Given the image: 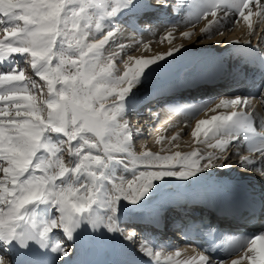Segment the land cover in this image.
I'll return each mask as SVG.
<instances>
[{
    "label": "snow or ice",
    "instance_id": "1",
    "mask_svg": "<svg viewBox=\"0 0 264 264\" xmlns=\"http://www.w3.org/2000/svg\"><path fill=\"white\" fill-rule=\"evenodd\" d=\"M252 2L223 0L221 4L216 0H197L190 7L196 8V20L211 14L213 20L201 29L203 35L211 37L212 24L221 23L218 9L224 13V25L235 22L231 13L236 21L242 18L252 29L253 12L249 7ZM154 3L180 10L176 0H154ZM141 5L130 24L150 30L151 25L140 24V19L144 11L153 7L152 0H141ZM129 7H137L135 0H0L3 34L0 62L7 65L0 70V244L6 248L15 244L20 249H29L35 243L46 254L68 257L72 248L58 239L56 232H62L71 241L75 233L87 227L92 233H100L101 229L118 233L142 255L161 264L162 253L154 248L173 245L161 242L153 246L142 237L137 239L135 230L124 236L119 222L121 200L138 204L148 196L154 182L165 177L188 181L214 168H231L227 161L232 155L239 156L237 163L241 168L264 177V115L248 110L251 107L248 99L239 95L184 109L192 115L205 108L230 109L199 120L192 133L216 139L213 146L221 149L219 155L135 152V136L142 130L133 129L125 119L134 110L131 103L134 89L138 91V85L150 79L162 61L166 62L186 46L148 58L129 56L125 61L121 55L119 63L123 68L118 66L115 52L105 58V45L121 31L112 18ZM256 7L264 17V4L257 3ZM110 20L111 26L106 23ZM102 23L109 30L103 39H96L92 25L99 32ZM181 35L191 37L192 33ZM203 35L197 40L203 39ZM227 44L241 45V42ZM249 44L250 41L243 45ZM17 60L30 65L34 75L44 83L27 77ZM261 61L264 64V55ZM245 145L252 154L241 155L237 151L225 155L228 148ZM129 159L144 170L134 168L133 179L125 180L117 169L128 171ZM216 160L222 162L216 164ZM218 190V186L212 185L192 196L202 200L206 194ZM174 201L158 206L152 220L159 223L164 219ZM42 205L49 206L45 213L54 211L55 215L38 220ZM205 228L215 231L211 224ZM178 230L188 235L183 229ZM220 247L229 255L243 253L231 264L241 261L264 264V232L227 239L226 247ZM216 251L210 247L208 254L201 252L183 261L178 259L177 251L174 254L177 259L169 254L164 264H221L211 258ZM0 264H6L4 254H0Z\"/></svg>",
    "mask_w": 264,
    "mask_h": 264
},
{
    "label": "bare ground",
    "instance_id": "2",
    "mask_svg": "<svg viewBox=\"0 0 264 264\" xmlns=\"http://www.w3.org/2000/svg\"><path fill=\"white\" fill-rule=\"evenodd\" d=\"M183 2V4L187 5L190 0H181ZM158 8V6L156 7H153V8H150L148 11L150 10H156ZM168 9H170V7H168ZM191 13L192 15L194 16V19H195V13H196V8H192L191 10ZM130 15V14H129ZM134 16V15H133ZM136 17V16H135ZM135 17H133L132 19L129 20V22H131ZM125 18H127V16H125ZM112 20H114L112 18ZM241 20V19H240ZM243 19H242V23H243ZM106 23H108L109 25H111V20L110 21H106ZM106 23H102L101 25V29L99 32L96 31V28L93 30L95 32L96 35L98 36H101L99 38L103 39V34L106 35L107 34V31H105L103 33V30L108 27V25ZM205 22L203 23H197V24H194V26L192 27V29H184L182 30L181 34L183 32H196V29L198 27H202V25H204ZM239 23H237V25L234 26V28L236 26H238ZM234 25L233 23H228V28L230 26ZM242 25V24H241ZM246 25H247V22L243 23V27L246 28ZM253 25V24H252ZM259 29L262 28V30L264 29V19L260 20L259 21ZM92 27H94V25H92ZM177 28V27H172V26H167V27H162L159 32L155 35V37L153 38L155 40V43L159 42L158 39L161 41L159 42L158 44L161 45V44H167V43H173V41H171V39H173L172 37V34L175 32H171L169 31L168 28ZM261 27V28H260ZM119 28V27H118ZM121 29V28H120ZM181 29V28H179ZM178 29V31H179ZM200 29V28H199ZM248 30H250L248 27L246 28ZM261 30V31H262ZM177 32V31H176ZM123 33L122 32V29L121 31H119L116 35H114V37L110 38L109 40V43H124V40H123V36L120 37V34ZM0 34L2 35V30H0ZM162 34V35H161ZM180 34V37H183L184 39L188 38V37H184ZM258 34V33H257ZM133 36V32L130 33L129 36ZM161 35V36H160ZM203 35L201 32H198L196 34L197 37ZM204 36V35H203ZM159 37V38H158ZM178 38V37H177ZM221 38V37H220ZM131 40V38H128ZM194 40V39H193ZM152 41V40H150ZM150 41H142V40H139V41H135L133 42V45L131 46H125V49L124 50H131V49H134L137 45V42L138 43H144V42H150ZM108 43V44H109ZM166 46V45H165ZM138 48V47H137ZM142 48V47H141ZM140 48V49H141ZM107 49V48H106ZM143 49V48H142ZM169 49V48H167ZM116 52L118 51V49H115ZM146 50V49H145ZM132 52V51H131ZM138 52V51H137ZM140 52V51H139ZM144 54H149V51H143ZM119 53V52H118ZM152 52V54H150L148 57H153V56H156L154 55ZM160 53V52H159ZM139 53L137 54H133V55H130L131 57H134V58H139L138 56ZM177 54H175L174 57H169L168 60L166 62H161V66L159 69H157L151 76L150 79L142 82L140 85L141 88L139 90V92L135 93L137 99L132 101L131 103L134 104V110L130 111L129 114L126 116L128 117L129 115L133 114V112H137V110L140 108V106H142L146 101H147V98H150L151 97V94H155L158 92V88H155L157 86L155 85H152V84H161V86L163 85V83H166L165 80L167 81L168 78H170L169 74L171 73H175L178 72L183 68V65L182 64V61L186 59V55H184L183 57H176ZM129 57V56H128ZM127 58H125L124 60L126 61ZM147 57V58H148ZM132 64L134 65V60L132 61ZM6 66V65H5ZM4 66V67H5ZM132 66V65H130ZM0 67H2V65H0ZM121 68H123V65L121 66ZM122 73V72H121ZM177 74V73H176ZM160 76V77H159ZM168 76V77H167ZM160 78V79H159ZM160 86V87H161ZM154 88V89H153ZM163 88V87H162ZM170 88H174L173 86H169L165 89H161V92H158L159 95H164V97H166V99L169 97L168 95H166L167 91L170 89ZM176 88V87H175ZM253 89L254 87L253 86H250V85H245V86H241V87H238L237 85H227V84H224L222 83L221 81L220 82H217L216 84L215 83H212V85L210 86V89L208 90L209 94H211V98L213 99V101H218L219 99L221 98H225V99H233L235 98V96L239 95L240 93H246L249 94V93H252L253 92ZM155 90V91H154ZM164 90V91H163ZM172 90V89H170ZM169 90V91H170ZM185 90V89H184ZM195 90L193 89H188L186 92H194ZM264 91V90H263ZM183 92V91H181ZM141 95H143V97L145 96V98L143 99V102L138 106V103L141 99ZM171 96V95H170ZM262 96H264V92L262 93ZM250 99L252 101H255L256 99L253 98V97H250ZM170 104H174V107H176V109L178 110H182L184 108H188V107H191V106H194L196 105V102H191V101H184V100H173V101H170L169 102ZM184 105V106H183ZM0 107H2V104H0ZM156 110H153L152 112H155ZM137 118H140L141 117V114L139 115L138 113H135ZM141 118H143V120H141ZM140 119H138L137 121H131L130 124H131V127H134V126H138V130H142V132L138 133L135 137H137L138 141L137 142L138 146L140 147V144H141V139H142V136L147 134L145 132H147L148 128H150L151 126V123H152V118H153V115L152 114H148L146 113L145 115H143V117H141ZM161 118V117H160ZM170 118H161L159 119L158 121H156V125H153L152 127H155V126H158L159 129L158 130H166V129H171V131L173 130V126L172 125H169L170 122ZM198 120H205V117H202V118H199ZM176 121V120H174ZM198 122V121H197ZM177 123V122H176ZM172 124V123H171ZM181 123L179 122L178 123V126L180 125ZM196 124V123H195ZM169 125L168 127L169 128H166L165 126ZM176 126V125H175ZM192 126V125H191ZM150 130V129H149ZM189 130V129H188ZM168 131V130H167ZM164 132V131H163ZM199 137V136H198ZM145 138V137H144ZM136 139V138H135ZM208 140V139H207ZM213 140V139H212ZM142 146V145H141ZM229 153H232V150L230 149L228 152L225 153V155L229 154ZM233 158V162H236V157L232 156L231 159ZM231 159H229L228 161H230ZM142 167V166H141ZM140 169V168H139ZM119 171L118 175L122 176V174L125 172V170L123 168H118L117 169ZM228 172V171H226ZM229 174L232 173V172H228ZM167 180H172L174 178L172 177H165ZM194 181L198 182L197 180L200 179V180H203V179H206V181L208 180V175H206V173H201L198 177H194ZM174 180H176L177 182H180L181 180L175 178ZM230 183V182H229ZM229 183H227L226 185H229ZM219 185H222L221 183H218ZM194 187H198V188H202V184L201 183H195L193 185ZM177 187L179 188H182L180 185H177ZM139 207L144 206V203L142 201H140L139 203ZM160 205V203L158 205H153L150 208V210H156V208ZM131 206V205H130ZM41 207V206H40ZM45 208L47 209L48 207L45 206ZM50 212V211H49ZM48 212V213H49ZM252 214H253V218H256L258 220V223H262V221L264 220V203L262 206H260V208L257 210V211H252ZM49 215H47V218H48ZM127 225V224H125ZM130 227L131 226H134L133 223H131L129 225ZM101 235L104 239V241L108 242L109 244L110 243H114V244H120L122 245L123 247H125V245L129 244L128 241L124 240L122 236H120L118 233H111L112 235V238L108 236H105V230L104 229H101ZM132 231H124L123 232V235L125 234V236L127 235H130ZM57 233H60V232H57ZM78 238H79V241H80V249H79V255L77 257H72V254H70L68 257H58V256H48L47 254L44 253V250L43 249H39L41 251V255L44 256V258L48 261V262H52V260L55 258L57 261H59V264L62 263V264H101L102 260H103V254H102V248H101V244H100V241H99V237H98V233H92L87 227H83L81 230H79L78 232ZM136 233L138 234L137 237L140 238V237H144V233L141 231H136ZM143 234V235H142ZM146 240L150 241L152 244L154 243V240H153V237H148L146 236L145 237ZM71 242H73V246L74 248L76 247V244H75V240H71ZM113 244V246H114ZM5 246L3 244H0V252L3 251V248ZM13 247H18L16 246L15 244L13 245ZM124 249V248H123ZM180 253H185V254H188L191 252V249H183L182 251H179ZM169 254H172L173 255V259L175 258V252H168V255ZM167 255V256H168ZM164 257V260H166V257ZM238 256L226 261V262H223L221 264H231V261L233 259H236ZM243 262V261H242ZM153 264H155V262H153ZM247 264V263H246Z\"/></svg>",
    "mask_w": 264,
    "mask_h": 264
},
{
    "label": "rangeland",
    "instance_id": "3",
    "mask_svg": "<svg viewBox=\"0 0 264 264\" xmlns=\"http://www.w3.org/2000/svg\"><path fill=\"white\" fill-rule=\"evenodd\" d=\"M237 23H239V24L235 28L233 26V27H231L232 29H222L221 31H218V32L214 31V34L211 35V37L204 35L203 39H201V40H197L196 34L198 32H201V29L207 27L208 23H205L204 25H202V27L201 26L198 27L196 29V32L192 31L191 37H188L186 39H184L183 37H180V34L182 31H180V30L178 31V29H179L178 27L177 28H170L169 27L168 28L169 31H171V32L175 31L172 34L173 39H171V41H173V43H167V44L164 43V44L159 45L158 43L161 41L158 39L159 42L155 43V40L153 39L152 41L144 42L143 44L137 42L136 47L134 49H131V50H128V49L124 50L125 47L121 48L122 43H116V42L115 43H109V44L105 45V49L106 48L107 49H106L104 55H105V58H107L109 53L115 52L117 54L118 66L121 68V66L123 65V64L119 63V57L121 55H123V59H125L130 55L139 53L138 54L139 58H141V57L147 58L154 51H155V53H153V54L157 56V55H161V54L166 53L169 49L179 48L180 45H185L186 47L181 49L176 55V57H183L184 55L188 56L189 52H193L197 55H200L199 53H203L201 51H205L209 48H211V49L216 48L214 46H219L220 49H223L226 46L231 45V44H227V42L241 40L243 38H248V39H251L253 41L254 38H256L257 36H260L261 40H263L264 30L261 32L258 31L257 32L258 34H257L255 27L248 30V29H246L248 27L246 25V28H244L243 23H245V21L242 23V18ZM237 23L235 25H237ZM93 25H94V27H92V32H93L95 38L101 39V38H99L101 36L96 35L95 32L93 31L95 29V24H93ZM257 30H260L259 27ZM250 32L254 33V34H250ZM259 33H260V35H259ZM103 36H104V34H103ZM0 38H3V34L2 35L0 34ZM261 40H260V42H261ZM89 42L91 43L94 41L89 40ZM167 48H169V49H167ZM115 49H118V50L122 49V50H121V52L118 53V52H116ZM223 50H226V48ZM143 51H149V54H146V53L144 54ZM231 56L233 57V55H231ZM185 61H186V59L182 61V64H184ZM17 64L19 67L24 69L25 75L27 77H31L32 79L36 80L38 84L42 85L44 83L43 81L39 80L34 75V73L29 69V67L27 65L20 63V62H17ZM140 88L141 87L138 86V91L134 89V92L135 93L139 92ZM37 95H39V93H37ZM136 99H137V97H136V95H134L132 97L131 102L136 100ZM125 119H128V117H125ZM195 123H197V121H194V122H192L186 126H183L180 124L179 126L177 125V126L173 127L172 131H171V129L170 130L166 129V130H163L164 132L162 130H158L159 129L158 126L150 127L149 128L150 130L147 131V134L142 136V139L140 141L141 142L140 147L138 145H135L134 150L136 153H140L143 151H151L153 153H158L161 155H171L177 151H179L183 154L196 152L198 155H203V156H207L209 154H212L213 156L219 155L220 154L219 148H215L213 146L216 144L214 142V139L207 141V140H203L200 135H199V137L192 135V133L195 129V126H196ZM135 138H136L135 139V144H136L139 141H138L137 137H135ZM233 148L235 149L236 152L237 151L239 152V148H236V147H233ZM221 162H222V160L214 161V163H216V164H219ZM232 162H233V158L230 161H227V163L232 166L231 168H224V169L214 168V169H211L208 172H206V175H209L210 178H214V177L219 176L223 173H224V175H228L229 174L228 172H233L235 170L234 168H237V165L233 164ZM128 164L130 166L133 165V162L131 161V159L128 160ZM136 164H138V165L135 166V164H134V168H140V170H144L139 163H136ZM226 171H228V172H226ZM209 176H208V178H209ZM127 180H129V179H127ZM241 264H245L244 261L243 262L241 261Z\"/></svg>",
    "mask_w": 264,
    "mask_h": 264
}]
</instances>
